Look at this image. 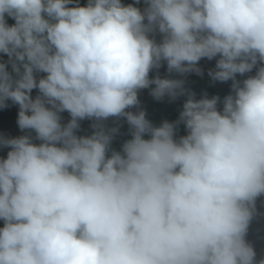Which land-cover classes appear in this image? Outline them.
<instances>
[{"label": "clouds", "instance_id": "clouds-1", "mask_svg": "<svg viewBox=\"0 0 264 264\" xmlns=\"http://www.w3.org/2000/svg\"><path fill=\"white\" fill-rule=\"evenodd\" d=\"M201 59L231 81L222 99L185 88ZM145 89L186 97L178 119L154 126ZM9 102L24 134H0V264H264L247 239L264 217V0H0Z\"/></svg>", "mask_w": 264, "mask_h": 264}, {"label": "trees", "instance_id": "trees-1", "mask_svg": "<svg viewBox=\"0 0 264 264\" xmlns=\"http://www.w3.org/2000/svg\"><path fill=\"white\" fill-rule=\"evenodd\" d=\"M80 2L83 4L85 0H80ZM123 2L132 3V0H123ZM11 22L12 21L9 20V23ZM198 66L202 69L203 75L189 73L186 77H183L185 79V88L194 92L196 94V99H200L204 95H207L208 98H211L213 95H217L222 99L225 95L230 93L231 81L225 83L213 81L208 75V71L210 69H214L215 67V59L211 61L201 59V61L198 62ZM254 71L251 74H254ZM159 73L161 76H164L166 74V67H161ZM151 75H155V73H150V76ZM244 78L246 77H237V79ZM33 95H35V93H33ZM138 98L140 100L141 107L146 112V118L157 127L165 120L169 122L177 120L179 112L182 110L183 102L186 99V97H180L175 101H170L167 97H165L161 101H156L149 95L148 89L141 90L138 94ZM17 112L18 107L12 105L10 102L9 107L0 109V134L7 136H19L24 134L16 126ZM62 115L64 122H66L68 119L67 113H63ZM89 123V121L81 122L83 132L80 134H85L90 131L88 127ZM185 134L186 132L183 125H180L176 133L177 138ZM120 143L121 139H118L114 143V147L119 149ZM7 151L8 149H0V158L6 157ZM262 200H264V198H262ZM261 203L262 201L258 200L257 206L261 212H264V207H261ZM2 226L3 221H0V227ZM247 239L253 244L258 257L261 254H264V217H258L252 222Z\"/></svg>", "mask_w": 264, "mask_h": 264}]
</instances>
